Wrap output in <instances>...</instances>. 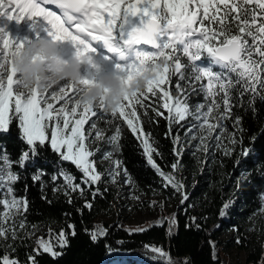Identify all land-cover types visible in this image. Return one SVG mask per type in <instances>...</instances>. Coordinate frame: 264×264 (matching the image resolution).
I'll list each match as a JSON object with an SVG mask.
<instances>
[{
	"label": "snow or ice",
	"instance_id": "obj_1",
	"mask_svg": "<svg viewBox=\"0 0 264 264\" xmlns=\"http://www.w3.org/2000/svg\"><path fill=\"white\" fill-rule=\"evenodd\" d=\"M0 18L32 21L34 31L45 32L47 39L70 42L75 49L72 56L86 60L97 74L104 71L102 63L110 64L107 72L124 85L144 72L152 75L143 90L125 92L114 110L105 111L103 98L99 106L79 99L83 86L94 84L95 76L81 79V88L65 80L46 78L41 83L39 77L36 86L24 85L15 63L32 40L15 41L0 28V136L10 134L15 127L20 142L15 159L7 145L0 143V249H4L0 264H39L43 256L60 264L78 234L72 223L58 232L49 227L47 238L37 237L36 247L25 261L13 256L17 241L24 243L35 235L28 231L29 185L24 183V195H18L15 187L22 179L30 176L49 205L53 202L47 195L49 187L54 198L63 196L70 205L83 200V207L77 208L81 216L84 210L91 212L95 201L109 192L101 185L126 186L129 198L140 200L136 182L119 158L123 147L120 122L133 134L147 165L161 178L162 190L180 196L186 214L194 207L187 203L183 177V156L189 149L204 167L217 155L235 157L234 168L251 158L264 159V144L256 148L264 141V0H0ZM40 39L37 36L36 40ZM192 95H202L203 100L192 104ZM238 107L256 120L257 132L247 136L249 130L244 127V117L236 113ZM160 119L166 121L164 135L172 143L174 160L168 172L157 162L163 153L146 127L158 126ZM102 123L106 126L101 127ZM105 144L111 150L104 151ZM102 151L109 167L100 171L95 157ZM49 152L57 159L50 160ZM198 153L203 154V160ZM65 162L81 173L79 180ZM48 167L54 170L49 173ZM254 172L264 181V164L254 171H242L235 182L236 199L222 201L218 210L221 220L228 218L229 210L245 195L243 188L251 186ZM157 203L151 201L149 207L155 208ZM164 205L159 202L161 210ZM257 216L264 218V191L259 193V206L250 215V222ZM165 224L171 236L178 227L177 216L126 231L130 235L144 233ZM185 227L201 229L195 216ZM232 230L238 232L235 226ZM83 231L93 245L108 236L104 226L85 227ZM235 243H242L239 236ZM209 244L216 261L215 241ZM105 247L112 252L110 245ZM144 248L153 254V264H190L187 258L173 260L162 246L146 244ZM259 264H264V256Z\"/></svg>",
	"mask_w": 264,
	"mask_h": 264
},
{
	"label": "trees",
	"instance_id": "obj_2",
	"mask_svg": "<svg viewBox=\"0 0 264 264\" xmlns=\"http://www.w3.org/2000/svg\"><path fill=\"white\" fill-rule=\"evenodd\" d=\"M203 100L202 95H192L190 103L196 104ZM257 107H261L259 104ZM238 115L244 117L243 124L248 129L247 136L257 132L258 125L256 120L252 119L250 115L239 107L236 109ZM122 125V150L119 158L122 159L124 166L128 169L136 182V193L144 195H151L155 192H163L161 178L157 176L153 169H151L143 156L142 149L138 147V142L135 140L133 134L128 130L127 126ZM103 123L101 127H105ZM148 130L152 131L158 147L163 153V159L156 158L165 172L170 171L168 165L173 162L174 157L171 154L172 143L165 138L166 121L160 119L158 126H147ZM228 129L232 130L231 122H228ZM114 129L109 131L112 134ZM245 139V144H248V139ZM0 143L7 145L9 153L13 159L16 158L20 142L18 140V131L15 127L12 128L10 134L0 136ZM264 141H259L256 145L260 149ZM104 151L111 150L108 145H102ZM103 153V151H102ZM264 155V153H262ZM50 160H56L54 154L48 153ZM203 160V156H199ZM210 163L207 167L198 164L197 159L190 158L184 154L183 165L184 172L192 177L195 181L191 188H187L189 195L188 204L194 207L187 209L185 213V206H180L175 213L168 214L167 217L175 214L178 219V227L173 230L171 236L168 235V226L151 227L147 232L129 234L122 229L121 223L117 227L115 224H104L108 228V236L106 240L101 241L97 245L89 242L88 237L84 234V228H92L95 217L104 212L107 195L104 198H98L95 201L94 207L89 212L84 210L83 215L77 212V208L83 207V200H76L73 204H68L63 196L54 198L50 187L47 190L49 199L53 202L49 205L41 199V191L37 185H33L30 176L15 185L17 194L24 195V183H28L27 196L30 201V212L27 220L29 227L38 223L52 226L55 231H59L62 227H66L68 223L76 226L77 236L71 240V247L66 250V254L60 260V264H110L120 259L122 264H153L151 260L152 253L147 252L144 245L162 246L166 252H170L173 260L183 261L187 258L190 264H221L220 252H216L218 259L213 260V249L209 241H215V249L219 245L217 241L216 225L220 224V229H228L229 226L236 227L239 232V237L242 243L237 245L239 249L246 253L244 264H259L261 256H264V245L250 243L249 240L240 235V229L245 225H249V217L257 209L259 204V193L264 191V181L258 179L254 172L251 186H245L243 192L245 195L240 197L237 206L238 212L230 209L228 218L221 220L218 216V210L222 201L228 200L235 192L237 177L242 171L248 169L254 171L255 167L264 164V159L256 160L249 159L247 162H242L239 168H234L235 157L227 158L217 155L214 159L209 158ZM65 166L70 170L79 180L81 173L68 162ZM54 169L47 168L51 173ZM49 180V177H45ZM232 182V187H231ZM234 183V184H233ZM168 192V191H167ZM90 198V197H89ZM65 213L69 215H65ZM195 216L201 225V229L197 230L195 227L186 228L185 225L189 223L190 217ZM207 217V219H205ZM234 217V221H229V218ZM235 223L237 225H235ZM149 226V225H148ZM142 226V227H148ZM105 245H110L112 252L110 253ZM32 247L20 246L16 247V257L20 261H25L27 254L32 251ZM0 255L3 253L0 251ZM39 264H52V261L43 256L39 260ZM159 264V262H157Z\"/></svg>",
	"mask_w": 264,
	"mask_h": 264
},
{
	"label": "rangeland",
	"instance_id": "obj_3",
	"mask_svg": "<svg viewBox=\"0 0 264 264\" xmlns=\"http://www.w3.org/2000/svg\"><path fill=\"white\" fill-rule=\"evenodd\" d=\"M0 28L4 30V32L7 34V36L10 39H13L15 41L34 40L37 38V36H39V38L41 39L49 38L47 37V34L43 31H38V30L34 31L32 26V21L28 19H24L20 23H17L15 20L8 21L5 18H0ZM57 48L63 60L71 59L72 54L75 51L71 43L67 41L58 42ZM94 59L98 60L99 57H94ZM101 67L104 71H101L99 74H97V72L93 73L92 70L89 69L88 65H83L81 67V74L83 76L86 75L95 76L96 79L101 75L109 74L107 71L111 70L110 64L102 63ZM184 154L190 158H195L192 155L191 149H189ZM197 155L198 157L203 156L202 153H198ZM102 156L103 153L100 152L97 153L95 157L97 167L100 171H103L105 168L109 167V162L103 160ZM183 177L185 179L187 188H191L195 183L194 179L188 176V174H186L185 172H183ZM104 186H107L110 189L109 192L105 194L107 195L108 200L105 201L106 204H105L104 212L98 214L93 220V226H103L104 224L107 225L115 224L118 227L121 223L122 229L125 231L126 229L148 226L164 217H167L168 214L177 212L179 210V207L181 206L180 196L171 194L170 192L167 191L155 192L148 196L141 193H136V195L140 197V200L137 201L129 198L131 192L130 189L126 186L121 185L118 187L117 185H111V184L101 185V187ZM231 187H232V182H231ZM231 195L233 199H236V197L233 196V194ZM151 201L158 202L155 208L149 207V203ZM162 201L165 202L163 210H161V208L159 207V202ZM236 208L237 206H235L233 210L238 212L239 210H237ZM233 218L234 217L232 218L230 217L229 221L230 222L234 221ZM235 225L237 224L235 223ZM35 226H36L35 229L28 227V231L30 232L34 231L35 235H32L31 239L26 240L24 243H20L19 241H17L15 247L28 246L35 248L36 247L35 241L37 237L47 238L49 227L54 229L52 226H47L41 223L35 224ZM253 228H255L256 230H250ZM232 229L233 226L231 225L229 226L228 229H220V228L218 229L216 236L220 246H217L216 249H214L215 254L217 251L221 253L220 256L221 264H244L246 253L243 250L239 249L237 244L235 243V238L239 236V232L233 231ZM240 235H242L245 239L247 238L250 243H254L256 245L261 244V247H263L264 218H260L259 216H257L254 218V221L250 222L249 220V225H245L240 229ZM0 251L4 254V249H0ZM8 251L11 252V249H9ZM11 254L13 256H16L15 252ZM122 263L123 260L120 259L110 264H122Z\"/></svg>",
	"mask_w": 264,
	"mask_h": 264
},
{
	"label": "clouds",
	"instance_id": "obj_4",
	"mask_svg": "<svg viewBox=\"0 0 264 264\" xmlns=\"http://www.w3.org/2000/svg\"><path fill=\"white\" fill-rule=\"evenodd\" d=\"M32 57L37 59L33 61ZM83 65H87V61L74 55L67 63L63 62L57 43L50 39H34L16 60L15 68L24 85L36 86L39 77L41 83L46 78L51 81L65 80L74 87L81 88L80 81L85 77L81 74ZM91 70L96 72L95 68ZM151 78V73L144 72L124 85L113 75L104 74L99 76L94 84L83 86L79 99L84 104L99 106L98 101L103 98L104 110L110 112L117 107L125 92L143 90L146 81Z\"/></svg>",
	"mask_w": 264,
	"mask_h": 264
},
{
	"label": "bare ground",
	"instance_id": "obj_5",
	"mask_svg": "<svg viewBox=\"0 0 264 264\" xmlns=\"http://www.w3.org/2000/svg\"><path fill=\"white\" fill-rule=\"evenodd\" d=\"M99 50V49H98Z\"/></svg>",
	"mask_w": 264,
	"mask_h": 264
}]
</instances>
